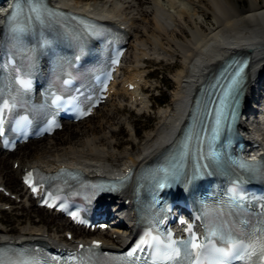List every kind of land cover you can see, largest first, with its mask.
Listing matches in <instances>:
<instances>
[{"label":"bare ground","instance_id":"bare-ground-1","mask_svg":"<svg viewBox=\"0 0 264 264\" xmlns=\"http://www.w3.org/2000/svg\"><path fill=\"white\" fill-rule=\"evenodd\" d=\"M59 1L62 6L72 7L82 13H88L91 16L95 15L110 21L124 30L131 41L132 38L140 34L141 37L146 39L144 42L148 40L149 45L147 47L144 42H140L137 46L133 45L132 47L130 42V46L134 51L139 48L133 55L134 61L130 66V76L123 77L121 81L118 80L114 87L113 96L96 110L95 115H98L102 109H105L104 107L111 105L104 110L105 114L97 122L96 128H90L89 134H80L79 131H75L77 136L72 135V133L65 140L68 143L62 144V141H60L57 146L47 140L58 134V132H55L53 136L46 137L47 139L44 138L47 140V144L39 150L40 154H38L36 148H29L35 155L32 159H29L24 153L18 154L20 150L14 153H4L0 150V165L4 164L3 162L7 157L15 156L11 162L9 174L5 173L6 175L0 177V186L5 185L6 190L15 195V202L19 200L18 203H21V207L25 209L34 207L37 212L45 214L47 217L44 220L45 223L58 225L60 228H68L66 232L72 233L73 237L71 241H64L63 244L76 246L79 243L89 242V239H96L102 243L104 248L119 251L126 245L128 239L130 226L127 223L119 226V230L115 231L117 232L116 235L109 231L90 233L71 226L67 220L60 216L36 207L20 182L24 169L38 167L53 171L59 167H70L77 168L87 175L98 174L103 176L114 175L131 168L138 169L146 165L174 143L177 131L188 112L193 88L206 76V72L215 68L213 62L218 57L228 51H234V49L247 52L252 61L249 78L245 86L239 129L246 138L253 139L259 144V150L264 151V122L255 124L243 120L246 114L253 116L254 110L250 105L252 102L259 101L261 98L260 91L264 87V1L261 3L259 0H245L248 6L241 8L239 3L243 0H185L190 5L191 12H189L190 10H183L175 18L160 5V0H135L138 3L137 8L139 10H136V14L130 12L125 15L114 11L106 12L91 8L89 6L92 5L88 4L80 5L82 2ZM174 1L165 0V2H169V5L178 3V0H176V3ZM199 16L202 18L200 22L197 21V18L192 20V17ZM143 21L148 22L146 25H140V22L143 23ZM208 21L212 23L211 28L206 27ZM166 25H169L168 29H166ZM160 39L169 40L173 45L171 54L165 53V51L162 52L165 49L161 50L162 53L155 49L158 46L156 42ZM151 46L154 47L151 48ZM169 47L166 48L170 50ZM135 53L137 54L135 55ZM145 56L156 59L176 58L179 60V68L173 75L174 87L171 91L169 103L158 109L157 122L154 128L143 134L136 143L135 138L138 130L136 132L127 119L119 118L112 121V118L120 115L119 112H123L125 108L140 114L149 110L151 97L145 91L148 82H146L144 71L140 67ZM128 83L134 84L136 90L129 92L126 88ZM118 84H121V87L118 88ZM114 97H117V102L110 104ZM119 97L124 98L125 102L118 100ZM92 118L89 117L71 126L84 125ZM121 127L130 128L127 142L131 143L132 147L117 151L116 148H120L121 143H113L112 138L117 133L116 129ZM69 128L65 127L62 131ZM73 139L78 140H76V143L70 144ZM42 140L29 142L21 148V151L28 147H34ZM17 155L18 157H16ZM117 157L121 164L119 166L112 165ZM15 163L18 164L16 169L12 167ZM16 178H18L17 182L14 181ZM127 199H130V194L124 192L121 197L116 198V201L122 203V208L125 209L129 206L124 205ZM7 205L9 208L14 206L12 203H3L0 204V208L3 209ZM50 233L46 228L34 226L29 222L18 226V232L15 235L9 229L0 227V243L20 244L44 241L49 245H54L62 241Z\"/></svg>","mask_w":264,"mask_h":264},{"label":"rangeland","instance_id":"rangeland-1","mask_svg":"<svg viewBox=\"0 0 264 264\" xmlns=\"http://www.w3.org/2000/svg\"><path fill=\"white\" fill-rule=\"evenodd\" d=\"M70 1H72V3L73 2H82V4H80V5L88 4V5H92V6H89L91 8H97V9H100V10H103L106 12H110V11L113 12L114 11V12L121 13L123 15L130 13V12H133L134 14H136V12H137L136 10H139V8H137L138 3L135 0H118V1H115V0H70ZM259 1L262 3L264 0H259ZM159 3H160V5H162L164 7L165 10H168V12L170 14H172L174 16V18L178 17L180 14L179 12H181L183 10H185V11L190 10L189 12H191L190 5L188 3H186L185 0L184 1L178 0V3L176 5H174V4L169 5L168 4L169 2L167 3V2H165V0H160ZM174 3H176V0L174 1ZM247 6L248 5H247V2L245 0H243L241 3H239V7H241V8L247 7ZM195 18L198 19L197 20L198 22H200V20L202 19L199 16V17H192V20H194ZM137 20H136V22H137ZM147 22L148 21H143V23L140 22V25H146ZM211 24L212 23L209 21L206 22V27L211 28L212 27ZM168 27H169V25H166V29H168ZM168 31H170V30H168ZM144 40H146V39H144L143 37H141L140 34H138L137 37L132 38L131 45H132V47H133V45L137 46V44H139L140 42H144ZM133 41H135V42L133 43ZM147 42H148V40H147ZM147 42H144V44H146L148 47L149 43H147ZM156 45H158V46H156L155 49L160 53L165 51V53L171 54V52H173V45L170 43L169 40L160 39L156 42ZM160 45H162V46H160ZM168 46H170L169 48L171 51L166 48ZM132 47L130 46L128 55L125 59L124 68L122 70V74L120 75V81L123 77H129L130 76V73H131L130 66L132 65V63L134 61L133 55H134V52H137V50L139 49L138 47H136L138 49L136 51H134L132 49ZM153 47L154 46H151V48H153ZM162 49H165V50H163L161 52ZM136 54L137 53H135V55ZM158 58H160V57H158ZM140 67L143 69L144 74L152 73L150 75V79H148L146 81V82H148V86L146 87V89H147L146 93L149 94V96L151 97V102L149 103V110L140 114V113H136L134 110H130L129 108H125V110L123 112H121V111L119 112L120 115L112 118V121L118 120L119 118L127 119L129 121V123L132 124V126L136 130V132L138 130V134H137L138 139L135 140L136 143L139 141V139L142 137L143 134L151 131L154 128L155 123L157 122L158 109L165 106L167 103H169L170 98H171V91L173 90V87H174L173 75L175 74V72L179 68V60L176 58H172V57L167 58V59H156V58H152V57L150 58V57L145 56V58L142 59V64H140ZM119 87H121V84L118 86V88ZM166 88H169V90L167 92H165ZM165 99H166V103L164 105L157 106V105H159V103L165 101ZM118 100L125 102L124 101L125 99L121 98V97H119ZM115 101L117 102V97L116 98L114 97L112 99V101L110 102V104L116 103ZM109 106H111V105H109ZM109 106L104 107V108L108 109ZM105 109H102V111H100L98 113V115H95L94 118L91 117L92 119L87 121L84 125H75V126L70 125V126H68V127H70L68 130L64 129L63 131L58 132V134H56V136H54L53 138H51V139L46 138V139L48 141L50 140L49 142H51V144H53V145L56 144L58 146V143L60 144V141H62V144L68 143L65 140H66L67 136L71 135L72 133H73L72 135L77 136L75 131H79L80 134L81 133L89 134L91 131L90 128H96L97 122L102 119L103 115L105 114L104 113ZM116 130H117V133L115 135H113L112 139H113V143L114 142H120L121 143L120 148H116L117 151H120L123 148L130 149L132 147V144L127 142L128 130H130V128L129 127L128 128H126V127L122 128L121 127V128L116 129ZM79 137H81V136H79ZM46 139L42 140V142H40L39 144H36L37 146L35 145L34 147H28L26 149H23V151H21V149H19L20 151L18 150L19 152L18 151L17 152L20 155L24 153L29 159H32L35 157V155H34V153H32L33 151L32 152L30 151L29 148H36L39 152L38 154H40L41 152L39 150H41L47 144ZM76 140H78V139L71 140L70 144L76 143ZM16 157H18V155ZM14 158H15V156L7 157L5 159V161L3 162L4 164L0 165V177H3V175L5 173H8V171L10 170L9 168L11 167V162H12V160H14ZM120 164H121V162L118 159V157H117L116 161L112 162V165H115V166H119ZM4 181H5V178H4ZM14 181L17 182L18 178H16ZM11 182H13V181H11ZM1 200L6 202L7 204H9V203L14 204L13 208H8L7 210H1L0 209V227H4L6 229H9L13 235L17 234L18 226L28 224V222H29L34 226L46 228V230L51 232L50 234H53V236H57L58 239L59 238L61 240L65 239L64 234L68 228H66V227L60 228L58 225L45 223L44 220L47 219L46 215L42 214L41 212H37L36 209H34V207H31L30 209H25V208L21 207V203H18L17 201L15 202L12 199L6 198L0 194V202H1Z\"/></svg>","mask_w":264,"mask_h":264},{"label":"snow or ice","instance_id":"snow-or-ice-1","mask_svg":"<svg viewBox=\"0 0 264 264\" xmlns=\"http://www.w3.org/2000/svg\"><path fill=\"white\" fill-rule=\"evenodd\" d=\"M44 43H47V41H44ZM243 72L244 69L240 67L238 64H229L225 70L224 75L226 76L227 80L229 81V84L225 91H223L222 96L219 98V105L217 107V118L215 122V127L212 129V139L216 138V135L220 132L222 128V121H225L229 118L231 115V112L228 111V109L231 108L232 104L234 103V93L236 89L239 87L241 81L243 80ZM67 83L68 81H64ZM25 87H28L27 84H25ZM202 159H205L207 161L206 164H201L198 168H194L191 175H184V179L189 180H196L200 175L205 172L209 168H221L223 167L222 164V157L217 153H210L206 157H202ZM232 163H235L234 161ZM238 167L241 170H248L252 169L253 166L247 165L245 163H240ZM157 173L162 174V178L157 184V187L160 189L164 188H170L177 180L181 179V168L179 165H175L172 169L168 168H161L157 170ZM32 176V173H28L25 177V184H27L33 193L35 194L37 191V188L34 186L35 181H31L29 177ZM241 179L240 177H237L235 183H240ZM46 206L53 207L52 204L45 201ZM207 215V213H206ZM261 233H264V222H262V227L260 228ZM213 235H219L218 232L213 231ZM197 237L194 233L191 232L189 229V238L186 241H169L167 244V248L171 250L170 254L168 255L167 259L168 261L173 262V264H184V260L186 257H193L194 258V250H197L201 245L197 242ZM178 244L184 245V252L182 255V250L180 247H178ZM94 247L99 246V242L94 241L93 242ZM151 246V245H149ZM145 250V241L141 240L134 248H132L127 253V258L129 259V264H132L133 261H135V264H139V260L137 259V253L142 252ZM155 251V248H154ZM261 256L264 257V247L261 248ZM54 264H59V258L57 257H51L50 258ZM0 264H3L2 261H0ZM24 264H41L40 261H25ZM44 264H47V261L44 262ZM151 264H159L157 260H153ZM189 264H191V260L189 261ZM196 264H202L201 261H196ZM264 264V262H262Z\"/></svg>","mask_w":264,"mask_h":264}]
</instances>
